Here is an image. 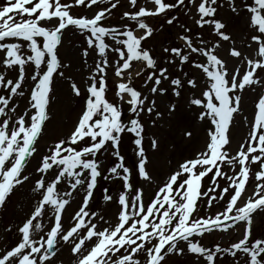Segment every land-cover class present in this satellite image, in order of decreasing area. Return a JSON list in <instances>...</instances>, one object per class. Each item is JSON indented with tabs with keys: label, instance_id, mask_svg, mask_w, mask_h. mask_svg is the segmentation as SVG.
<instances>
[{
	"label": "snow or ice",
	"instance_id": "snow-or-ice-1",
	"mask_svg": "<svg viewBox=\"0 0 264 264\" xmlns=\"http://www.w3.org/2000/svg\"><path fill=\"white\" fill-rule=\"evenodd\" d=\"M127 5L116 23L111 17L121 0L0 5V209L29 190L36 201L15 226L16 242L0 246V264H57L65 247L70 264H227L229 257L230 264H264V235L254 234L264 216V0ZM76 7L96 10L73 15ZM235 20L243 24L238 33L229 30ZM173 29L178 43H162L157 58L145 44ZM69 30L81 42L62 55ZM141 77L138 88L134 81ZM57 83L80 102V112L66 133L52 130L41 152L60 103ZM246 91L257 94L251 120L242 116ZM158 97L169 101L163 110ZM180 100L206 126L205 142L172 167L175 139L149 129L164 121L171 130ZM237 116L248 132L233 153ZM179 134L192 141L190 122ZM161 162L167 166L162 179ZM102 180L118 187L114 194L102 189L104 207L96 211L91 204ZM218 204L222 210L211 213ZM109 205L115 206L110 216ZM217 232L238 238L203 243Z\"/></svg>",
	"mask_w": 264,
	"mask_h": 264
},
{
	"label": "rangeland",
	"instance_id": "rangeland-1",
	"mask_svg": "<svg viewBox=\"0 0 264 264\" xmlns=\"http://www.w3.org/2000/svg\"><path fill=\"white\" fill-rule=\"evenodd\" d=\"M4 3V0H0V5ZM96 10L94 7L92 10H89L84 7H76L72 9L73 15H88L91 16L93 12ZM125 10H128L127 0H121V6L114 10L113 15L111 17L113 23H116L119 20L121 13ZM226 15V13H222ZM181 20H185L186 18L181 15ZM150 24H158L159 21H148ZM190 23V22H189ZM243 28V24L239 20L233 21V24L230 26V31L234 33H238ZM207 36V32L204 33ZM81 42V38L78 36H74L72 31L69 30L64 35V46L60 49L62 55L67 53L69 48L78 46ZM171 44V43H178L176 40V30L173 29L171 31H164L156 34V36L152 39H149L145 44L146 47L154 49V56L157 58L161 55L160 48L161 44ZM227 49V45L224 46ZM221 55L225 54V51H221ZM92 61L89 59V64ZM85 71H87L85 69ZM143 77L136 79L134 82L136 86L139 88L142 84ZM109 87H113L114 84V77L112 76L111 70H109ZM57 93L60 96V103L56 105L55 109V119L52 124L48 126L46 130L45 136L40 140L39 148L41 152L45 150V145L50 143V137L52 136V130L55 129V133L57 135H61L66 133L69 129L72 128L73 122L76 120L77 115L80 112V102L73 101L66 95V89L61 91V85L57 83ZM186 97H189L190 93L184 94ZM109 98H112L111 92L109 93ZM175 100V98H172ZM257 100V94L252 91H246L244 93V100L242 103V116H247L249 120L252 119V113L254 111V104ZM157 103L161 110L164 109L165 105L169 103L167 99L164 98H157ZM179 113L177 115V122H174L171 130L169 125L161 121V127L159 129H149V132L152 131H159L162 134L171 136L175 139L177 147L174 154L170 157L172 159V167H175L176 161L180 160L182 157H187L193 155L196 151L200 150L204 146L205 142V132L206 126L201 125L199 122L193 119V112L189 110L186 100H180L179 102ZM242 116L236 117V125L232 129V144H231V151L235 153L238 148L240 142L243 141V138L246 136L248 132V128L242 122ZM125 118H127V112L125 111ZM186 122H190L191 130L193 131L194 138L191 142H185L182 140L179 134V130L184 126ZM131 155L130 151L128 153ZM113 163L112 158H106L104 160V164L106 167L111 166ZM36 165V159H32L31 164L29 165V172H31ZM257 170V166H253V171ZM157 172L159 173V178H163V175L167 172V166L161 162L157 166ZM255 181H250L247 185V193L250 195L253 191ZM221 186H223V182H221ZM118 185L113 184L111 181H101L100 185L98 186L95 199L91 204L92 209L96 211H100L102 207H104V202L102 200V189L108 188L114 194ZM31 193L30 190L27 195H16L11 198L8 202L6 208L0 209V235H3V240H0V246L7 247L8 245H12L17 240V233L15 231V226L18 225L22 219L24 218L25 213L28 211V206L31 203L32 205L35 204V200H30ZM147 200V194H146ZM79 203V197L76 198L75 202L71 204V207L68 208L67 213L64 215V224L65 227L69 224V214L73 213L74 210L77 209ZM109 212L108 215L110 216L112 212L115 211L114 205H109ZM223 205L218 204L215 205L212 209H210L211 213H216L222 210ZM203 214V213H202ZM47 223V221H45ZM6 226H11L13 231L11 233H4V229ZM254 234L257 238L264 235V216L257 217L256 224L254 227ZM238 237L236 235L228 236L221 234L219 232L214 233L212 235H206L203 239V243L207 246H213L215 243H220L222 245H227L230 240H235ZM70 254L68 252L67 247L63 248L60 253L58 254L57 264H70ZM231 257L228 258L227 264H230Z\"/></svg>",
	"mask_w": 264,
	"mask_h": 264
}]
</instances>
